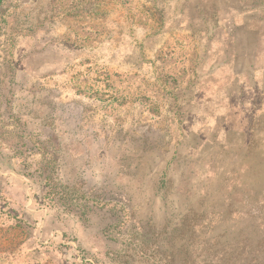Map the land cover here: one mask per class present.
<instances>
[{
	"label": "rangeland",
	"instance_id": "obj_1",
	"mask_svg": "<svg viewBox=\"0 0 264 264\" xmlns=\"http://www.w3.org/2000/svg\"><path fill=\"white\" fill-rule=\"evenodd\" d=\"M259 46L264 0H0V227L38 264H264V125L240 151L186 128L238 117L199 84Z\"/></svg>",
	"mask_w": 264,
	"mask_h": 264
},
{
	"label": "crops",
	"instance_id": "obj_2",
	"mask_svg": "<svg viewBox=\"0 0 264 264\" xmlns=\"http://www.w3.org/2000/svg\"><path fill=\"white\" fill-rule=\"evenodd\" d=\"M239 52H235V60L230 65L215 62V59L210 60L207 63L210 70L205 73L199 84L235 85L234 92L239 95L240 99L236 100L234 106L239 115L234 121L221 115H217L212 120L200 121L196 115L189 117L186 122L187 132L198 139L197 147L206 146L208 143L206 132L210 130L211 142L214 140L212 143H220L226 147L234 146L237 148L236 151L248 149L253 134L258 133L264 125V109H262L264 105V48L259 46L256 50H246L247 59H242L240 56L242 52ZM31 230L32 228L26 223L0 227V232L19 237L17 239L19 241H15L14 254L18 257L19 252L25 249V259L20 264H38L34 258L27 256L32 254L27 250L33 244ZM2 252L4 251H0V257L3 255ZM0 264L3 263L0 262Z\"/></svg>",
	"mask_w": 264,
	"mask_h": 264
}]
</instances>
